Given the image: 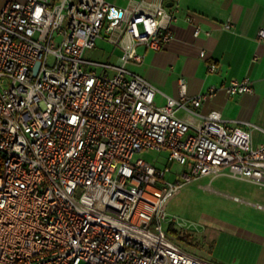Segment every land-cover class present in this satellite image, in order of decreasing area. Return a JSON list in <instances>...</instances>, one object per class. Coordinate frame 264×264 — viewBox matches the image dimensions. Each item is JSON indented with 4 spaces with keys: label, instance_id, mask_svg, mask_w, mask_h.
I'll return each instance as SVG.
<instances>
[{
    "label": "built area",
    "instance_id": "built-area-1",
    "mask_svg": "<svg viewBox=\"0 0 264 264\" xmlns=\"http://www.w3.org/2000/svg\"><path fill=\"white\" fill-rule=\"evenodd\" d=\"M164 1L0 7V264H215L168 236L167 201L202 176L264 186L254 125L199 111L214 86L190 96L181 77L178 96L157 105V88L126 68L142 61L139 46L158 50L174 38L177 9ZM97 39L120 51L115 63L85 58ZM224 89L252 92L248 77ZM145 149L166 150L181 169L133 159Z\"/></svg>",
    "mask_w": 264,
    "mask_h": 264
},
{
    "label": "crops",
    "instance_id": "crops-1",
    "mask_svg": "<svg viewBox=\"0 0 264 264\" xmlns=\"http://www.w3.org/2000/svg\"><path fill=\"white\" fill-rule=\"evenodd\" d=\"M5 1L0 0V7ZM164 4L169 11L177 9V19L171 23L174 38L158 50L139 46L138 52L143 58L140 63H131L136 67L131 71L157 88L154 97L157 105H163L167 96H178L181 77L186 80L190 96L205 93L214 86L215 93L202 101L199 111L206 114L217 110L226 120L251 123L254 125L252 145L263 144L264 37H259L258 32L264 28V0H165ZM188 15L193 17L192 23L186 21ZM227 21H231L228 29L223 27ZM196 26L201 30L197 36L193 34ZM114 49L108 52L107 60L113 57ZM202 49L206 51L205 58L199 56ZM210 63L214 65L212 71L207 67ZM244 77L250 79L251 93L228 94L225 91L224 85L230 80ZM255 130L263 134V138L254 142L252 132ZM225 195L246 204L251 212H242L241 222L237 224L222 225V233L216 240L224 234L221 239L224 248L215 256V261L192 254L215 264H264V194L261 201Z\"/></svg>",
    "mask_w": 264,
    "mask_h": 264
},
{
    "label": "rangeland",
    "instance_id": "rangeland-1",
    "mask_svg": "<svg viewBox=\"0 0 264 264\" xmlns=\"http://www.w3.org/2000/svg\"><path fill=\"white\" fill-rule=\"evenodd\" d=\"M112 1L122 4L126 2V0ZM96 43V48L85 52V58L99 62L107 61V54L113 50V46L100 39H97ZM119 54L120 51L114 49V55L110 62L115 63ZM126 68L136 70V67L131 63L127 64ZM252 138L255 142L262 139L263 134L255 130L252 132ZM167 156L166 150L145 149L136 152L133 159L141 158L159 168L169 165L173 171L180 170L181 167L176 163H170ZM167 177L171 179V174ZM210 179L211 176H202L186 182L180 191L167 201L164 209L169 218L173 220L175 227L189 235V242L176 240L172 233H168V236L188 252L201 255L204 258H212L215 261V256L221 254L224 248L221 241L224 234H221L219 241L216 240L217 236L222 233V225L224 223L237 224L242 212H251L246 204L233 201L225 194L255 201L262 198L264 188L226 175L215 176L211 181ZM167 226V223H163L165 230H167Z\"/></svg>",
    "mask_w": 264,
    "mask_h": 264
},
{
    "label": "trees",
    "instance_id": "trees-1",
    "mask_svg": "<svg viewBox=\"0 0 264 264\" xmlns=\"http://www.w3.org/2000/svg\"><path fill=\"white\" fill-rule=\"evenodd\" d=\"M166 231L167 233H172L178 241L189 242V235L176 228L173 221L168 224Z\"/></svg>",
    "mask_w": 264,
    "mask_h": 264
},
{
    "label": "water",
    "instance_id": "water-1",
    "mask_svg": "<svg viewBox=\"0 0 264 264\" xmlns=\"http://www.w3.org/2000/svg\"><path fill=\"white\" fill-rule=\"evenodd\" d=\"M166 5L167 6L170 5V3H166ZM38 65H39V62L36 63V69H37Z\"/></svg>",
    "mask_w": 264,
    "mask_h": 264
}]
</instances>
